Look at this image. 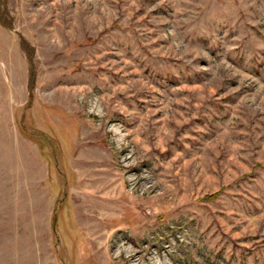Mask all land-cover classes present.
<instances>
[{
	"label": "rangeland",
	"instance_id": "374dc122",
	"mask_svg": "<svg viewBox=\"0 0 264 264\" xmlns=\"http://www.w3.org/2000/svg\"><path fill=\"white\" fill-rule=\"evenodd\" d=\"M0 264H264V0H0Z\"/></svg>",
	"mask_w": 264,
	"mask_h": 264
},
{
	"label": "trees",
	"instance_id": "16d2710c",
	"mask_svg": "<svg viewBox=\"0 0 264 264\" xmlns=\"http://www.w3.org/2000/svg\"><path fill=\"white\" fill-rule=\"evenodd\" d=\"M2 23L6 25V23H5V22H2ZM6 26H9V25L7 24Z\"/></svg>",
	"mask_w": 264,
	"mask_h": 264
}]
</instances>
